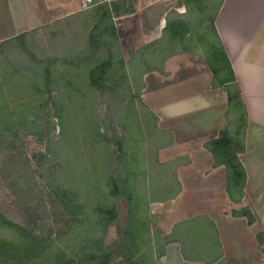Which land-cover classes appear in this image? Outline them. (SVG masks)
Here are the masks:
<instances>
[{"label":"rangeland","instance_id":"obj_1","mask_svg":"<svg viewBox=\"0 0 264 264\" xmlns=\"http://www.w3.org/2000/svg\"><path fill=\"white\" fill-rule=\"evenodd\" d=\"M138 1L136 17L129 19L100 18L102 5L62 18L61 9L45 3V23L0 43V215L14 227H0V247L1 253L11 247L31 252L5 264H54L62 258L85 264L93 257L104 231L94 207L98 201L113 204L104 177L112 161L121 167L111 154L116 150L111 135L122 143L124 163L135 168L129 183L139 205L131 241L140 250L139 264H153L169 241L161 216L151 211L153 203L173 196L178 184L174 169L155 164L166 136L157 132L155 117L141 100L143 77L181 50L217 67L210 18L222 0H191L187 8L180 0H155V7ZM152 17L179 23L148 42L151 32L159 34ZM118 18L120 38L111 32ZM228 118L233 123L225 130L231 140L227 155L235 156L242 109H229ZM237 180L236 196L241 177ZM228 193L242 213L245 207ZM230 199L218 193L213 204L229 210ZM117 206L123 213L125 203ZM114 237L111 228L105 242Z\"/></svg>","mask_w":264,"mask_h":264},{"label":"crops","instance_id":"obj_2","mask_svg":"<svg viewBox=\"0 0 264 264\" xmlns=\"http://www.w3.org/2000/svg\"><path fill=\"white\" fill-rule=\"evenodd\" d=\"M117 1L0 0V43L45 23V3L61 9L64 18ZM155 2L144 0L152 7ZM151 19L159 34L151 32L148 42L159 39L166 26L163 18ZM117 20L122 18L113 25L120 38ZM213 28L231 70L226 84L215 80L206 58L187 51L143 77L141 100L155 117L157 132L166 136L155 164L174 169L173 183L178 184L167 201L153 203L151 213L161 216L162 232L170 238L153 264H264V0H222ZM232 89L239 93L244 116L237 196L227 165L211 153L220 133L233 123L228 118ZM228 191L245 207L242 213ZM218 193L235 206L218 209L213 204Z\"/></svg>","mask_w":264,"mask_h":264},{"label":"trees","instance_id":"obj_3","mask_svg":"<svg viewBox=\"0 0 264 264\" xmlns=\"http://www.w3.org/2000/svg\"><path fill=\"white\" fill-rule=\"evenodd\" d=\"M137 2V0H118L117 2H111V3H103L102 6L104 10L100 13V18L109 17V18H115L120 17L124 15H129L135 13V7L134 4ZM191 2V0H182L183 5L185 8H187L188 4ZM101 6V5H100ZM219 7L216 8V11L210 18V25L211 30L214 34L215 41L218 45V51H215V49H211V51H215L216 53L213 55L215 63L218 64L217 67L214 66V63L210 61L209 59H206L208 62V65L211 69V71L214 74L215 80L218 81L219 85H224L228 81H225L228 77L231 75V70L229 66V62L224 54L223 51H221V46L219 44V41L217 40L214 28H213V22L216 16V13L218 11ZM177 23L170 25V22L168 19H166V26H176ZM165 26V28H166ZM112 28V26H111ZM114 28L111 30V32L114 33ZM165 30V29H164ZM181 51H187V50H181ZM222 65V66H221ZM101 69V68H100ZM97 71V70H96ZM95 70H92L91 72H96ZM221 71H224L221 75ZM239 93L236 92V95H228V103L231 110L234 108H241L242 109V124L241 128L243 126V107L239 102ZM237 102H236V100ZM110 145L116 146V150L112 151L111 154L115 156V161H121V164H119L121 167H118V164H115L114 161H112L111 166L108 171V175L104 177L106 180V187L107 190H109L110 196L114 198V202L110 207H106L104 204H100L101 202L98 201V204L94 207L96 216H99V221L103 223L104 231L103 236L96 241V247H95V253L93 257H89L85 264H139L138 258L140 254V250L136 248V245L132 243V237L134 236L136 230H135V224L137 223V209H138V203L136 201V197L134 196V189L133 186L129 183L130 176L133 175L135 178V174L133 173L134 167H131L130 165H126L124 163L123 158V149H122V143L118 140L114 139V136H110ZM226 137V132L222 131L219 135L218 140L213 144V150L211 153L213 154L214 158L219 162H223L227 165V171H228V179L233 182V185L238 183V178L241 177V181L243 179V170L239 164L237 156L238 152L241 150V141L233 142V145L236 147L233 149L235 151L234 155H227L228 153V146L227 144L231 142V140ZM110 154V155H111ZM227 155V156H226ZM136 162V160H135ZM121 168V169H120ZM239 181V183L241 182ZM241 184V183H240ZM123 201L125 203V210L123 213L119 211V208L117 206V203ZM13 227V225L10 224V222L0 215V227ZM14 228V227H13ZM113 228L115 231V237L110 242H105V235L109 229ZM0 247V264H5V261L8 262L9 257L12 256V259L15 257H21L22 255L30 256L31 252H26V254L22 253L20 254L21 248L20 247H11V249H8L7 251H2L1 253ZM99 251V252H98ZM10 253V255H9ZM54 264H75L72 260H69L67 258H62L59 261H56Z\"/></svg>","mask_w":264,"mask_h":264}]
</instances>
